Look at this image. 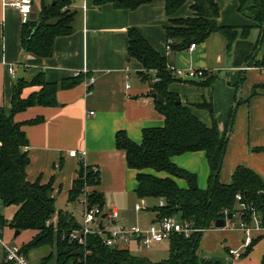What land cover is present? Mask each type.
Returning a JSON list of instances; mask_svg holds the SVG:
<instances>
[{"label":"crops","instance_id":"crops-1","mask_svg":"<svg viewBox=\"0 0 264 264\" xmlns=\"http://www.w3.org/2000/svg\"><path fill=\"white\" fill-rule=\"evenodd\" d=\"M17 1L20 0H0V108L7 113L11 110L13 91L20 79L31 82L42 74L47 82L60 83L77 73L84 76L82 83L59 90V106L31 107L16 115L18 123L42 120L39 124L23 126L29 141L27 179L30 182L40 180L46 184L55 177L56 196H63L69 203V193L83 164L85 174L92 169L100 175L99 185L87 187L86 194L79 199L84 215L87 195L96 190L105 196L104 215L107 217L102 220L107 230L122 225L147 230L158 223L155 209L160 201L137 196L139 172L129 168L126 153L116 147L118 132H125L132 142L141 145L145 130L161 128L165 122L156 108V98L152 97L151 83L138 75L143 70L142 65L128 57L130 29L138 30L156 51L166 57L169 68L194 67L207 72L203 79L178 78L169 85V92L177 94L203 124L211 127L216 120L223 131L234 115L221 182L230 184L240 166L252 169L264 180V151H259L264 149V75L261 66L249 67L246 62L251 48L260 43L261 29L242 13L239 0H216L220 10L218 23L235 29L252 27L247 41L239 38L229 48L227 39L214 33L193 51L182 52L168 49L166 0H155L135 11L118 9L106 0H83L80 3L73 0L70 9L77 13L75 31L56 40L50 58H40L24 50L22 35L27 21L12 6ZM33 1L38 18L43 0ZM191 15L190 4H187L177 12L176 18ZM253 56L254 62L263 60L264 37ZM10 68L14 69L13 74ZM91 77L95 78L93 85L90 84ZM206 80H209L208 84H200ZM40 89L28 87L22 97L27 98ZM190 103H196V106ZM203 103L212 104L214 117L200 106ZM72 152L77 153L76 157L70 155ZM60 161L62 167L57 172L55 168ZM172 162L194 174L201 190L209 188L211 169L205 152L178 155L172 158ZM145 172L160 178L169 176L150 169ZM176 182L180 188H188L186 180L176 179ZM64 212L76 218L69 208ZM241 220L237 214L225 228L205 230L197 255L220 264H263L264 229L254 220L249 229L244 230ZM0 233L6 239H0V257L3 255L0 264L5 260L3 242L14 240L15 244L22 246L35 236V232L25 231L16 237V231L8 227ZM248 239H258V242L248 255H244ZM118 248L160 262L157 257L169 255L170 243H156L146 250L138 241H131L119 244ZM230 251H238L242 256L238 258Z\"/></svg>","mask_w":264,"mask_h":264},{"label":"trees","instance_id":"trees-1","mask_svg":"<svg viewBox=\"0 0 264 264\" xmlns=\"http://www.w3.org/2000/svg\"><path fill=\"white\" fill-rule=\"evenodd\" d=\"M72 1L43 0L39 17L34 21H27L23 28L22 46L26 52L40 58H50L54 54L56 40L74 33L77 13L70 9ZM106 1L112 2L118 9L135 11L155 0ZM187 4H190L192 15L176 18L177 12ZM239 8L261 29V43L264 37V0H239ZM165 12L169 20V25L165 27L166 37L172 52L188 50L193 44L201 45L214 33L225 37L230 48L239 38L247 41L252 28L220 26V10L216 0H166ZM29 30L34 31L30 38ZM128 38L129 59L136 60L143 67L138 75L143 81L151 83L152 94L164 99V103H160L156 98V108L164 116L165 122L161 128L145 130L141 145L132 142L125 132H118L116 147L126 153L129 168L139 172L137 196L140 199L163 201L164 205L155 209L159 220L176 218L203 231L194 233L189 238L173 235L169 239V257L160 262L135 256L127 249L108 247L104 237L99 234L87 235L85 245L72 240L71 235L80 232L82 225L72 214L57 209L55 177L46 184H42L40 180L30 182L27 179V167L30 164L29 141L23 126L39 124L42 120L18 123L15 117L31 107L59 106V90L82 83V74L60 83L47 82L42 74L31 82L20 79L13 91L11 110L7 113L0 108V204L18 207L9 222L0 214V231L8 227L21 233L35 232L33 239L21 246V252L28 259L31 252L47 248L49 252L38 264H220L197 255L203 232L216 228V222L226 218V211L228 215L239 214L247 227L253 224L256 215L259 227L264 229V180L252 169L240 166L230 184L221 182L220 175L229 140L228 131L233 124L234 115L230 117L229 124L223 131L216 120L211 127L203 124L177 94L169 92V85L178 78L168 70L167 58L156 51L138 30L130 29ZM260 43L254 47L250 45L252 52L246 59L249 67H264V58L261 62H254L253 55ZM154 72L157 74L154 75ZM156 78L159 81L154 82ZM208 83L209 80H206L200 84ZM28 87L41 89L23 98V91ZM200 106L209 110L214 117L211 103ZM199 151L206 153L211 169L210 185L205 191L199 188L194 174L172 162L175 156ZM61 167L62 161L55 170L58 172ZM149 169L169 176L160 178L146 173ZM176 179L186 180L188 188H180ZM99 183V173L90 169L83 178L74 182L69 193V202L79 201L86 194L87 187L98 186ZM238 195L242 196V201L237 200ZM87 202L88 208H105V196L96 190L87 195ZM241 204H244V209H238ZM103 233L106 234L105 231ZM257 242L258 239L251 241L244 255H248ZM78 251L81 253L75 255ZM2 264L12 263L4 260Z\"/></svg>","mask_w":264,"mask_h":264},{"label":"built area","instance_id":"built-area-1","mask_svg":"<svg viewBox=\"0 0 264 264\" xmlns=\"http://www.w3.org/2000/svg\"><path fill=\"white\" fill-rule=\"evenodd\" d=\"M77 2H82L83 0H75ZM15 7L22 17L29 21L30 17L33 13L34 9V1L33 0H20L12 4ZM197 46L195 44L191 45L189 48L193 51ZM169 49V46H168ZM249 69V68H246ZM10 73H14V69L10 68ZM171 74L176 78L186 79V80H197L203 79L205 77L206 72L204 70L195 69L194 67H190L188 69H177L171 67L168 69ZM261 72L264 75V67L260 68ZM81 73L75 74V77H78ZM156 75L157 72H154ZM159 81L158 78L154 79V82ZM95 83V78H90V84L93 85ZM76 152H72L70 155L72 157H76ZM238 201H242V196L238 195ZM163 201H160V206H163ZM85 215L84 221L82 225V230L80 232H74L71 235L72 240L78 241L80 244L85 245L86 236L91 234H99L104 237V242L108 247H118L119 244L130 243L131 241H138L141 248L150 250L152 246L156 243L169 241V239L175 235H183L185 238L191 237L194 233H200L203 230L195 229L191 224L183 223L176 218H163L158 221L157 224L152 225L147 230H142L138 226H119L117 228H111L107 230L105 228L102 230L100 228V222L102 221V217L104 215V210H101L99 207L88 208L87 199L85 201ZM241 208H245L244 204H241ZM139 209V207H137ZM226 218L228 216V212H225ZM254 220L259 227V219L256 215H254ZM94 225V226H91ZM104 225V224H103ZM241 228L244 230H248L249 227L245 223L242 222ZM105 231L106 234L103 232ZM251 243L250 239L246 241V246ZM4 251H5V260L12 264H30L25 255L21 252V246L18 245H8L3 242ZM89 253V252H87ZM230 254L240 257V253L238 251H230Z\"/></svg>","mask_w":264,"mask_h":264},{"label":"rangeland","instance_id":"rangeland-1","mask_svg":"<svg viewBox=\"0 0 264 264\" xmlns=\"http://www.w3.org/2000/svg\"><path fill=\"white\" fill-rule=\"evenodd\" d=\"M68 204H69V206H68ZM56 205H57V209L63 210V211H65L66 208H69V210H71V212H73L75 214L77 221L83 223V221H84V219H83V215H84L83 210H84V208H83V206L81 204H79V201L69 202L68 203L67 199L63 198V196H62V197H57ZM17 208L18 207L15 206V205L6 206V205H3V204H0V214L3 215L5 220H7L9 222V221H11L13 219V217H14L16 211H17ZM105 224L109 225V221L105 220ZM0 239H2V241L6 240L3 237V234H0ZM14 242H15L14 240H13V242H8V243L6 241V243L8 245H17ZM164 242H167V241H164ZM48 252H49V250L47 248H42V249H39V250H35V251L30 253V255H29L27 260L29 261L30 264H36L42 258H44L47 255ZM142 254H145V253H142ZM168 257H169V255L167 254V255H164V256L162 255V257H160V258L157 257V259L159 261H161V259L165 260ZM0 258H1L0 260L2 261L3 255ZM153 259L155 260V258H153Z\"/></svg>","mask_w":264,"mask_h":264},{"label":"water","instance_id":"water-1","mask_svg":"<svg viewBox=\"0 0 264 264\" xmlns=\"http://www.w3.org/2000/svg\"><path fill=\"white\" fill-rule=\"evenodd\" d=\"M36 19H37V13H36V10L33 9V13H32V15L30 17V20H33L34 21ZM33 34H34V31L33 30H29V32H28V38H30ZM189 47H190V45H189ZM152 97L157 98V100L160 103H164V99L162 97H160V96H157L155 93L152 94ZM190 105L193 106V107H195L196 106V103H190ZM229 134H230V130L228 131V136H229ZM84 176H85V168H84V165L81 164L79 178H83ZM106 217H107V215H103V219H105ZM233 218H234V215L233 214H229L227 216V218L218 220L216 222V224H215L216 228H225L227 226L228 221H232ZM100 228L102 230L105 229V226L103 225V220L100 222ZM20 234H21L20 231H16L15 236L17 237ZM80 253L81 252L78 251L75 255H79Z\"/></svg>","mask_w":264,"mask_h":264}]
</instances>
